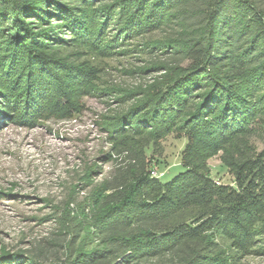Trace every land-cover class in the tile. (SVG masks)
Segmentation results:
<instances>
[{"label":"trees","instance_id":"obj_1","mask_svg":"<svg viewBox=\"0 0 264 264\" xmlns=\"http://www.w3.org/2000/svg\"><path fill=\"white\" fill-rule=\"evenodd\" d=\"M145 35L157 59L147 72L163 75L121 97L126 108L103 126L112 170L23 264H240L255 254L264 234V148L254 144L264 134V0H0V127L78 117L98 69L61 52L101 58ZM171 132L185 141L180 163L155 174L151 155ZM217 152L231 184L208 175Z\"/></svg>","mask_w":264,"mask_h":264},{"label":"rangeland","instance_id":"obj_2","mask_svg":"<svg viewBox=\"0 0 264 264\" xmlns=\"http://www.w3.org/2000/svg\"><path fill=\"white\" fill-rule=\"evenodd\" d=\"M151 36L154 40L159 37L158 33ZM151 41L145 35L123 51L101 58H94L90 52L63 50L61 55L77 64L87 61L98 69L93 79L94 94L81 95L79 116L50 118L31 128L1 125L0 264L17 259L22 262L16 264H23L30 251L52 242L60 231L62 217L80 215L99 192L112 170V148L103 126L126 108L119 103L123 95L146 90L152 78L163 75L147 72L157 63L146 53ZM137 51L139 54H133ZM139 94L130 105L144 99ZM184 144L176 132L166 135L160 141L161 154L151 155L154 173H167L178 166ZM254 144L262 150L264 134ZM221 155L217 152L207 161L208 175L219 184H231L233 174ZM260 242L255 254L245 256L240 264H264V234Z\"/></svg>","mask_w":264,"mask_h":264}]
</instances>
